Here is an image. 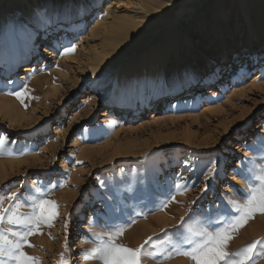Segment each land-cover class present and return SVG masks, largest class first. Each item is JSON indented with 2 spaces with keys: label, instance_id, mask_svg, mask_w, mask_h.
<instances>
[{
  "label": "rangeland",
  "instance_id": "374dc122",
  "mask_svg": "<svg viewBox=\"0 0 264 264\" xmlns=\"http://www.w3.org/2000/svg\"><path fill=\"white\" fill-rule=\"evenodd\" d=\"M110 3L0 0V70L10 22L23 24L32 10L40 7L55 21L46 30H38L40 49L46 47L53 29L57 36L52 55L47 59L38 56L41 71L21 80L13 78L8 84L2 83L0 76V137H8L6 154L0 156V193L16 192L19 197L4 199V207L16 204V215L23 218L40 193L59 205L54 226H43L29 236L28 243L34 247L25 245L23 249L41 264H59L61 253L67 264H80L82 253L95 246L92 234L106 231L109 222L125 225L119 242L131 248L152 237L146 246L151 255L145 256L143 264H194L176 250L188 247L187 243L176 245L179 233L189 227L211 230L209 221L226 213L229 200L239 199L248 188L242 174L264 167L260 143L264 139V56L254 60L258 61L254 67L249 55L242 56L239 65L234 63L235 52L243 53L251 31L258 41H264V0ZM138 5L144 12L135 9ZM116 16L119 25L130 29L119 34L123 36V67L166 54L164 98L185 82L186 75H196L198 83L204 82V88L211 86L215 94H201L196 102L186 97L182 105L155 120L150 116L152 108L147 116L130 124L104 123L107 107L96 108L97 102L90 105L95 116L91 120L84 117L82 99H87L91 90L81 75L92 71L88 61L100 52L102 43H108L105 37ZM76 21L78 28L64 35L61 27ZM224 45L230 49V57L210 85V76L217 71L213 64L219 62ZM67 46H75V52L61 55ZM255 46L253 52L259 44ZM234 69H239L238 76L228 81ZM121 72L120 66L115 75ZM223 79L228 85L217 90ZM23 84L29 92L22 104L8 93ZM188 87L193 89L190 81ZM121 99L118 94L117 101ZM252 128L256 132L248 134ZM210 168L215 174L206 179ZM206 186L207 191H202ZM181 217L185 218L183 228ZM0 227L13 242L18 239L13 233L24 231L19 224ZM79 238L86 242L82 250H78ZM260 239H264V214L258 213L239 229L228 250L234 252ZM83 260L82 264H100L94 259ZM255 264H264V257Z\"/></svg>",
  "mask_w": 264,
  "mask_h": 264
},
{
  "label": "bare ground",
  "instance_id": "6f19581e",
  "mask_svg": "<svg viewBox=\"0 0 264 264\" xmlns=\"http://www.w3.org/2000/svg\"><path fill=\"white\" fill-rule=\"evenodd\" d=\"M95 1L100 5L103 0ZM110 1L112 0H109V3ZM245 4L244 11L246 17L249 19L250 15L247 10H245ZM139 5L136 6L135 9H140V11L142 9L144 12L145 9ZM116 17L117 18H114L113 27H109L110 31L105 37V40H108V43H102L98 49L100 52L92 56V59L88 61V65L92 71H84L81 75L83 84L91 90V94L86 97L87 99H82L83 104L85 105L82 112L84 117L91 120L95 116V112L92 113L90 110V105L97 102L96 108L101 109L104 108V106L107 107L103 112L104 120L102 122L104 123H112L115 125L130 124L135 122L141 115L147 116L148 111L152 108H154V112L150 116L155 120L158 119L161 113H169L175 106L182 105L186 97L193 98L191 99L192 102H196V100L203 95L211 96L215 94L214 90L210 88L211 86L204 88V82L199 84L196 75H186L185 82L182 83L176 91H171L169 96H165L164 98L162 96V91L166 86L165 70L167 68L168 60L166 54L159 55L158 59L151 58L150 60H145L140 64H134V62L126 63V67H123L122 63L125 60V56L122 52V42L120 40L123 36L119 37V34L125 30L127 32V29L129 28L125 24L119 25L117 23L118 16ZM21 25L22 24H17L15 22L9 23L7 33L8 47H5L7 48V53H5V60L1 61V67H3V70H0V76L3 80L2 83L4 84H8L13 78L15 80H21L35 75L37 71H41L42 59H38V56L41 55V58L47 59V57L52 55V51L56 49L57 36L54 34L56 29L52 30V37L46 41V47L40 49V45L37 41V32L39 29H33L30 33L22 34ZM75 27L78 28V21L64 24L61 27V30L64 31V35H69L73 33V28ZM46 34L47 33L44 35ZM173 42L176 44L178 41L174 40ZM256 44H259V47L257 51L255 50L253 52V50L256 49ZM242 49V54H239L240 51L235 52L234 63L239 65L243 61L242 56L249 55L251 66L254 67L258 62H255L254 60H261L264 56V41H258V35L251 31L249 42L247 46L242 47ZM230 54V49L224 45L219 62L213 64L214 69H217V71L210 76L208 81L210 85L213 84L212 81L216 80L222 72V68L226 63V60L230 57ZM255 57L257 59H255ZM46 64V61H44L43 65ZM120 66L122 67V72L116 76L115 71ZM238 70L239 69L231 70L233 76L231 77V80L228 81H232L238 76ZM243 70H246V68ZM189 81L193 84V89L191 90L188 87ZM228 81H225V79L220 81L217 90H220L223 85H228ZM118 94L122 96L120 101H117ZM55 97L57 96L55 95ZM64 102L65 100H63L61 104ZM99 103H102L103 105L99 106ZM73 114V116L77 115L75 112ZM45 122L47 127H45L44 130L45 134H47L49 132L48 119H46ZM247 132L248 134H254L256 130L255 128H252L248 129ZM85 243L79 238L78 250H82L81 248L86 245ZM79 259L80 264L84 263L83 257L80 256Z\"/></svg>",
  "mask_w": 264,
  "mask_h": 264
},
{
  "label": "snow or ice",
  "instance_id": "6c2138e0",
  "mask_svg": "<svg viewBox=\"0 0 264 264\" xmlns=\"http://www.w3.org/2000/svg\"><path fill=\"white\" fill-rule=\"evenodd\" d=\"M54 22L46 9L34 8L28 20L21 25L22 34L30 33L33 29L46 30ZM74 52L75 46H67L64 47L61 55ZM28 92V86L23 84L19 90L8 94L14 95L23 104ZM7 143V136L0 137V156L6 154ZM260 143L261 150L264 151V139ZM214 174L213 169H208L206 179ZM238 174L241 173L238 172ZM242 178L248 183V188L243 190V195L239 199L229 200V209L226 213L221 214L215 221H209L211 230L204 227L197 229L189 227L179 233L176 245L185 243L188 245L183 249L177 247L179 254L188 257L194 264H255L256 259L264 257V239L252 241L234 252L228 250L230 241L239 229L258 213L264 214V167L256 170L250 169L248 173L242 174ZM202 191L206 192L207 186ZM4 199L14 201L19 197L16 192L7 196L0 193V226L6 223L19 224L24 227V231L13 233L18 237L13 242L7 239L3 227H0V264H41L38 257L29 256L23 249L25 245L34 247L28 243L29 236L39 233L43 226L49 228L54 226V221L59 215V205L56 201L48 199L46 194L40 193L32 202L31 212L20 218L16 215L17 205L10 204L4 207ZM184 219L181 217L182 228ZM67 227L68 219H65V231ZM125 230L124 224L109 222L106 231L92 234V242L95 246L85 250L82 257L97 260L100 264H143L145 256L151 255L146 251V246L150 244L152 237L138 247L131 248L119 242ZM84 239L88 240L89 237L85 235ZM258 246H261L259 253L257 252ZM65 249L67 250V240H65ZM5 257L7 259H4ZM60 257L59 264H67L64 253H61Z\"/></svg>",
  "mask_w": 264,
  "mask_h": 264
}]
</instances>
